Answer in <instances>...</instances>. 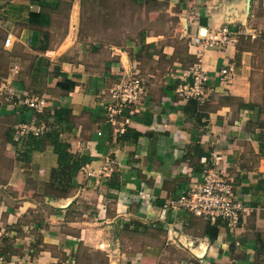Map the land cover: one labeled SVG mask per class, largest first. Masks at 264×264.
<instances>
[{"label": "crops", "instance_id": "obj_1", "mask_svg": "<svg viewBox=\"0 0 264 264\" xmlns=\"http://www.w3.org/2000/svg\"><path fill=\"white\" fill-rule=\"evenodd\" d=\"M245 8V0H0V90L46 98L45 112L68 120L71 152L98 173L76 165V186L55 190L52 147L20 155L12 142L20 107L0 94L8 264H264V0ZM221 26L236 45L197 53L192 39ZM199 61L210 92L203 105L177 92ZM136 73L146 93L113 124L103 107L109 90ZM208 167L254 207L235 233L217 225L215 239L209 221L163 208Z\"/></svg>", "mask_w": 264, "mask_h": 264}, {"label": "built area", "instance_id": "obj_2", "mask_svg": "<svg viewBox=\"0 0 264 264\" xmlns=\"http://www.w3.org/2000/svg\"><path fill=\"white\" fill-rule=\"evenodd\" d=\"M242 33L251 35L245 29ZM251 36L254 37L253 35ZM237 42V34L228 26H221L214 31L199 33L192 39L191 45L196 48L197 53H201L208 48L233 46ZM11 44L12 34H8L5 39V46L9 47ZM189 75L190 79L186 80L184 84L179 85L177 92L185 99L194 98L199 104L203 105L209 97L210 92L207 88L208 75L202 65V61L197 62L193 66ZM220 76L224 81L230 79L231 68H223L220 71ZM13 86L3 87L0 90V94L4 96L8 105L14 108L17 105L20 107L17 111L18 119L15 124V139H21L27 135L41 136L47 129L48 120H51V117H39V115L45 113V109L49 106L46 98L20 96L18 90ZM145 93L144 81L137 73L128 76V78L112 87L109 90V100L103 104L108 114V121L113 124L118 123V118L127 110H132L140 102ZM17 98L19 99L17 100ZM124 125L122 123L120 129H118L119 132L123 133L125 131ZM110 163L111 160L107 159L101 169L102 175H108ZM80 169L88 177H97L98 175L88 164H84ZM163 208L175 213L184 212L185 214L195 215L212 224L220 222L232 233L237 231L246 217L254 210L253 206L236 196L233 179L225 175L224 172H218L214 167L206 168L200 183L194 185L189 190L170 197L164 203ZM176 232L177 230H175L173 225L169 226L167 229L168 238L170 240L174 238ZM237 244H240V242H237ZM110 251L111 248L108 250V253ZM112 252L116 253V250ZM0 264H8L7 259L2 254H0Z\"/></svg>", "mask_w": 264, "mask_h": 264}, {"label": "trees", "instance_id": "obj_3", "mask_svg": "<svg viewBox=\"0 0 264 264\" xmlns=\"http://www.w3.org/2000/svg\"><path fill=\"white\" fill-rule=\"evenodd\" d=\"M191 100L195 102V104L197 103L195 99ZM196 105H198V103ZM39 117H51V120L47 122V129L44 133L39 137L27 135L17 140L14 137L12 140L13 145L19 148L22 146L23 152H20V155H27L29 152L31 153L33 151H41L45 146L52 147V151L54 155H56L57 165L50 171V184L55 190L68 194L71 189L76 186L72 184L71 171L76 165H79V167L81 166L78 156L71 152L70 144L62 139V134L69 131L71 127L69 125H64V119H66V122H68V120L66 117H61L59 114L54 115L53 118L52 114L45 112L39 115ZM26 147L29 150H24ZM220 224V222L212 226L208 224V232L211 230L213 231L210 237L211 239H215L218 230L217 225Z\"/></svg>", "mask_w": 264, "mask_h": 264}, {"label": "water", "instance_id": "obj_4", "mask_svg": "<svg viewBox=\"0 0 264 264\" xmlns=\"http://www.w3.org/2000/svg\"><path fill=\"white\" fill-rule=\"evenodd\" d=\"M251 2L252 0H245V9L247 10V12H249L250 7H251ZM206 30L204 29L203 32H205ZM69 204V202L67 204H65L64 206L66 207Z\"/></svg>", "mask_w": 264, "mask_h": 264}, {"label": "rangeland", "instance_id": "obj_5", "mask_svg": "<svg viewBox=\"0 0 264 264\" xmlns=\"http://www.w3.org/2000/svg\"><path fill=\"white\" fill-rule=\"evenodd\" d=\"M229 15L232 16L233 14H229ZM176 18H178V17H176ZM224 25H228V23H225ZM176 32H177V30H176ZM47 193L52 194V195L57 194V192L53 191V189L51 187L48 188ZM82 208L85 209L83 206H82Z\"/></svg>", "mask_w": 264, "mask_h": 264}]
</instances>
